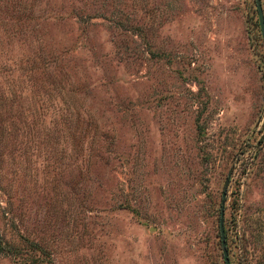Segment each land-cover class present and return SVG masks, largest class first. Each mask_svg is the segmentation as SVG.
<instances>
[{"label":"rangeland","instance_id":"374dc122","mask_svg":"<svg viewBox=\"0 0 264 264\" xmlns=\"http://www.w3.org/2000/svg\"><path fill=\"white\" fill-rule=\"evenodd\" d=\"M228 172L264 264L255 0H0V264H223Z\"/></svg>","mask_w":264,"mask_h":264},{"label":"water","instance_id":"95a60500","mask_svg":"<svg viewBox=\"0 0 264 264\" xmlns=\"http://www.w3.org/2000/svg\"><path fill=\"white\" fill-rule=\"evenodd\" d=\"M255 7L257 10V18H258L260 33H261L262 38L264 39V18H263V14L260 8L259 0H255ZM228 180H229V172L227 173L226 178L223 182L221 198L219 200L218 237H219L220 250H221L223 264H229L228 258H227L226 244L224 240L223 226H222L223 205H224L223 203L225 199V193H226V187H227Z\"/></svg>","mask_w":264,"mask_h":264},{"label":"trees","instance_id":"16d2710c","mask_svg":"<svg viewBox=\"0 0 264 264\" xmlns=\"http://www.w3.org/2000/svg\"><path fill=\"white\" fill-rule=\"evenodd\" d=\"M225 240V239H224ZM226 244V243H225Z\"/></svg>","mask_w":264,"mask_h":264}]
</instances>
